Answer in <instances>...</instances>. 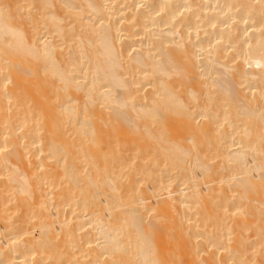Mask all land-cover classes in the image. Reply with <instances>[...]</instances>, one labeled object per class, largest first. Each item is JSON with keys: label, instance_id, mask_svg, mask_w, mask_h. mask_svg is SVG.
Here are the masks:
<instances>
[{"label": "bare ground", "instance_id": "1", "mask_svg": "<svg viewBox=\"0 0 264 264\" xmlns=\"http://www.w3.org/2000/svg\"><path fill=\"white\" fill-rule=\"evenodd\" d=\"M0 264H264V0H0Z\"/></svg>", "mask_w": 264, "mask_h": 264}]
</instances>
